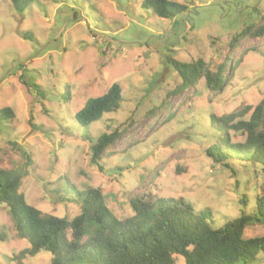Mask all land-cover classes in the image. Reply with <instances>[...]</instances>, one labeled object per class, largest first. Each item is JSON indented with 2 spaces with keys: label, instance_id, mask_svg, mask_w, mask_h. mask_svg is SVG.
<instances>
[{
  "label": "rangeland",
  "instance_id": "374dc122",
  "mask_svg": "<svg viewBox=\"0 0 264 264\" xmlns=\"http://www.w3.org/2000/svg\"><path fill=\"white\" fill-rule=\"evenodd\" d=\"M175 1L188 9L169 18L143 0H37L22 12L0 0V108L14 112L0 118V167L22 174L28 204L72 217L79 212L77 192L99 186L117 218L132 214L128 197L144 189L189 202L194 213L209 210L213 227L239 215L243 196L246 210L254 209L264 181L260 165L225 168L205 149L218 135L211 113L254 106L264 97V35L244 38L232 51L226 47L232 35L260 21L264 0ZM225 55L232 71L221 92L211 96L203 77L175 91L181 78L169 59L201 57L214 65ZM112 83L122 89L120 108L79 124L74 115L84 101ZM115 128L121 135L99 169L90 146ZM260 235L264 223L243 232L244 238ZM28 246L0 203V264H12ZM21 262L49 264L50 253ZM176 263L185 264L183 257ZM247 264H264V252Z\"/></svg>",
  "mask_w": 264,
  "mask_h": 264
},
{
  "label": "trees",
  "instance_id": "16d2710c",
  "mask_svg": "<svg viewBox=\"0 0 264 264\" xmlns=\"http://www.w3.org/2000/svg\"><path fill=\"white\" fill-rule=\"evenodd\" d=\"M10 1L16 11L22 12L37 0ZM142 4L157 16L169 18L188 9L187 4L175 0H143ZM263 35L264 14L258 23L232 35L226 47L232 51L242 39ZM23 36L30 37L27 33ZM217 42L216 38L210 42L216 52ZM169 62L181 78L175 91L187 89L203 77L211 96H215L226 87V73L232 71L228 55L214 65L201 57ZM122 100L121 86L112 83L101 95L87 98L74 118L88 125L104 113L118 110ZM13 116L11 108H0V118ZM209 119L218 135L205 149L208 157L230 169L237 163L259 164L264 173V97L254 106L221 115L211 113ZM120 135L118 128L100 133L90 146L91 163L101 169L103 153ZM234 135L240 140H233ZM21 181V173L0 167V203L5 204L17 237L29 243L13 256L12 264H23L21 258L42 250L50 253L49 264H177L178 255L185 264H247L264 252V235L243 237L246 226L264 223V181L258 186L254 209L246 210L243 196L239 199V215L220 227L207 221L212 217L209 210L194 213L191 203L163 198L148 189L129 195L132 214L126 217L117 218L111 212L99 186L77 192L76 215L57 216L28 204L20 191Z\"/></svg>",
  "mask_w": 264,
  "mask_h": 264
}]
</instances>
